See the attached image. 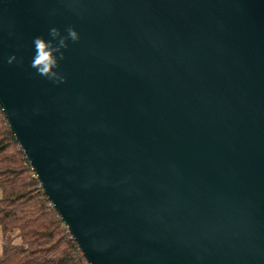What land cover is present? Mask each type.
<instances>
[{"label": "water", "instance_id": "obj_1", "mask_svg": "<svg viewBox=\"0 0 264 264\" xmlns=\"http://www.w3.org/2000/svg\"><path fill=\"white\" fill-rule=\"evenodd\" d=\"M0 108L88 264H264V0H0Z\"/></svg>", "mask_w": 264, "mask_h": 264}, {"label": "trees", "instance_id": "obj_2", "mask_svg": "<svg viewBox=\"0 0 264 264\" xmlns=\"http://www.w3.org/2000/svg\"><path fill=\"white\" fill-rule=\"evenodd\" d=\"M0 264H88L0 108Z\"/></svg>", "mask_w": 264, "mask_h": 264}, {"label": "rangeland", "instance_id": "obj_3", "mask_svg": "<svg viewBox=\"0 0 264 264\" xmlns=\"http://www.w3.org/2000/svg\"><path fill=\"white\" fill-rule=\"evenodd\" d=\"M2 192L0 189V198H1ZM2 253V233H1V228H0V254Z\"/></svg>", "mask_w": 264, "mask_h": 264}]
</instances>
